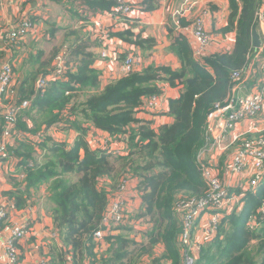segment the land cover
Instances as JSON below:
<instances>
[{
	"label": "trees",
	"instance_id": "1",
	"mask_svg": "<svg viewBox=\"0 0 264 264\" xmlns=\"http://www.w3.org/2000/svg\"><path fill=\"white\" fill-rule=\"evenodd\" d=\"M226 1L228 17L222 32H234L233 47L229 51L206 55L200 59L202 64L193 58L190 44L180 37L172 43V50L179 60L177 69L151 65L117 79H104L92 68L94 59L88 51L90 46L87 39V43L83 44H80L81 40L75 41L69 47L68 55L65 52L63 81L49 82L42 97L35 87L36 82L40 77L49 75L54 64L40 62L39 67L35 68L36 64L31 63L30 70L23 74L27 85L33 87L29 92H22L25 87L20 82L18 98L31 100V106L19 116L17 129L29 132L25 122L27 116L33 120L34 115L39 113L36 120H40L45 112L52 115L47 119L42 117L44 125L42 130H38L43 133V142L39 141L38 148L44 150L50 160L43 168L30 166L33 162H27V168L21 170L27 173L29 185L56 179L49 197L54 203L51 223L62 243L71 247L76 264L91 260L90 251L100 245L92 237L100 225L108 199L105 191L97 189L100 178H106L113 184L119 177L127 175L129 179L137 181L145 210L139 217H147L151 224L150 230L144 229L142 234L151 240L150 248L171 241L173 251H176L173 244L176 233L168 238L165 235L168 233L166 226L172 225L174 230L179 228V220L174 218L175 213L171 211L173 205L177 206L181 200L188 202L201 197L207 189L199 175L195 158L203 143L206 116L215 104L222 103L227 96L231 73L242 69L246 65L247 55L254 53L252 28L255 26L257 1ZM156 4V0H142L141 5L133 7L151 12L157 7ZM84 5L89 6L92 16L99 11H110L115 3L113 0H86ZM120 19L124 22L130 19L138 21L129 17ZM190 24L182 17L177 18V26L181 29ZM116 30L119 31L117 27ZM120 36L129 37L131 41L127 42L141 48L144 44L146 49L153 46L151 39L132 38V35L124 33ZM40 56L41 53L37 59ZM34 75L37 76L33 78ZM159 83L176 89L177 96L168 99L167 114L172 122L154 129L150 122L138 119L137 114L144 111L145 99L152 95H163ZM56 109L59 113L54 115ZM68 129L78 134L72 147L53 141L51 133ZM93 130L108 137L105 148L90 146L86 132L88 134ZM46 133L50 138L44 137ZM117 134H120L117 142L109 140V137L115 138ZM30 142H35L34 138ZM120 144L124 151L115 154L112 149ZM32 148L33 145L28 147L24 143H15L10 151L21 165L22 156H26L21 150ZM64 175H74L75 178L72 181L69 177L62 178ZM112 189H116V186ZM19 192L15 189L9 195L15 198L17 207L22 208L24 199L19 204ZM260 198L261 203L264 194ZM256 203L257 200H253L251 210L245 199V205L238 215H227V219L233 223L230 237L220 235V226L225 217L220 219L216 236L211 239L218 244L217 251L220 253L213 252L215 245H211L194 264H264V227L255 230L244 227L247 217L254 214ZM130 253L119 257V264H129ZM88 264H92L91 261ZM174 264H178L177 258Z\"/></svg>",
	"mask_w": 264,
	"mask_h": 264
},
{
	"label": "built area",
	"instance_id": "2",
	"mask_svg": "<svg viewBox=\"0 0 264 264\" xmlns=\"http://www.w3.org/2000/svg\"><path fill=\"white\" fill-rule=\"evenodd\" d=\"M115 5L111 8L107 16L119 20L120 17H129L140 20L135 15V9L131 0H113ZM258 3L255 14V25L264 36V0H256ZM197 2V0H196ZM182 6L174 13L177 17H186L197 6L194 2L184 0ZM4 9V2L0 0V14ZM15 18L13 25H6L0 31V175L4 172L6 164L9 162L7 150L15 145V141L20 137L16 132L19 116L31 106V100L18 98V93L14 90V66L13 53L17 51L21 43L30 34L38 32L37 22L32 19L30 11L25 10ZM120 21H123L120 19ZM98 25L94 20V27ZM205 19L201 16L195 17L189 26L182 28L184 37L192 47V56L197 63L202 64L209 47L211 37L205 32ZM119 31L125 29L122 24H117ZM183 38V37H182ZM108 39V34L104 33L100 40L104 43ZM185 40V39H184ZM187 42V41H186ZM264 55V47L260 49L253 59L249 55L242 69L233 71L230 75V90L222 101L213 106L205 119V129L203 143L196 153V163L199 165V175L205 183L207 189L201 197L194 198L188 202L177 204L176 208L188 215L183 233L184 239L188 238L190 225L195 224L209 211L219 209L223 204L228 203L235 196L231 191L234 189L249 190L253 193L264 192V126L262 121L259 125L255 122L250 123L249 119L254 117H264V58L258 64L261 73L258 89L255 93L244 92L243 82L246 76L253 75L255 72L254 61L259 60L258 56ZM139 65V59L135 54H126L120 70L123 74L135 71ZM252 67L254 70H252ZM64 60L57 58L51 73L46 77H40L35 87L39 90L40 97L43 96L48 83L63 81ZM113 79V77H108ZM161 98L157 95L150 96L144 105V110L157 111L160 106ZM257 135L256 137H249ZM103 137V136H102ZM36 138V137H35ZM228 139L231 143H240L227 156L228 166L222 179H217L206 167L202 165L209 159L211 154L223 152L224 144ZM121 144L115 147V154L123 152ZM227 165V164H226ZM123 181L114 195L107 199V205L102 216L99 227L93 232L92 237L95 243H99L103 237L108 235L111 230L121 227L126 217L127 194L130 191V183ZM10 201L4 197L0 191V264H52L49 257L45 255H34L23 257L20 255L19 248L28 239L36 236L35 226L42 224L37 219L30 218L31 214H15L16 209ZM260 219L264 218V200L261 207L257 210ZM212 225L205 227L203 236L213 238L218 224L217 216H213ZM196 221V222H194ZM38 222V223H37ZM250 229L259 226V223L252 222ZM41 231L50 236L52 240L57 235L54 232H45V227H40ZM44 237V238H45ZM32 238V239H33ZM57 243L58 252L63 254V264H72L71 254L65 249V245L59 240ZM192 258H185L182 264H194Z\"/></svg>",
	"mask_w": 264,
	"mask_h": 264
},
{
	"label": "rangeland",
	"instance_id": "3",
	"mask_svg": "<svg viewBox=\"0 0 264 264\" xmlns=\"http://www.w3.org/2000/svg\"><path fill=\"white\" fill-rule=\"evenodd\" d=\"M56 1L55 4L56 6H52L51 8V15H42L41 12L40 14H37V16H39L40 19V23L41 21H47L49 19V21L51 23H53L52 25H45V24H40L37 22L38 24V32H36L35 34H30L27 38H25L21 43H19L18 47H20L21 51L24 52V56L19 59L18 63H20L21 61H25L23 63H35L38 64L39 60L40 62L43 61V63H48L50 62V64H55L57 62V58L63 59L65 58L64 54L67 51H70V46L73 45V43H75V41L77 40H81L80 44L83 43H87V37L86 35L88 34V26H89V17H90V8L89 6L84 5V2L86 0H54ZM166 2H168V0H165ZM188 2H194L196 4H199L200 1L197 0H187ZM202 1V0H201ZM75 2V3H74ZM88 7V8H87ZM170 8L172 7V5L170 4L169 6ZM202 8V6H200L199 4V8ZM37 9V8H36ZM195 19V17H193L191 19V22ZM122 24H124V26L126 27V29H131L132 27H134L132 24L137 23L136 25H142L143 26V22L141 21H132V19L129 20V22H124V21H120ZM208 25H206L205 23V32L207 33V35H209L211 37L210 39V43H214V36L215 34L212 33L213 29H209V27L207 28ZM137 28V26L135 27ZM120 30V28H117ZM257 31L259 33L260 36H262V33L260 32V30L257 28ZM183 40V39H182ZM23 43H25V45H27V50L26 49H22L23 48ZM78 44V45H80ZM30 52H32L30 54ZM40 52L42 54V56L39 57V59H37V53ZM208 51H206L205 55H210L213 53H208ZM68 55V54H67ZM69 58V56H67ZM264 58V55H259L258 59L259 60H255L254 61V65H255V72L253 75H249L246 76L244 79V82L242 84L244 92H252L255 93L258 89V85H259V81H260V77H261V73L258 70V64L261 62L260 60H262ZM69 60V59H68ZM39 67V66H38ZM37 68V67H35ZM17 69L19 70V72H23L21 71V66L17 65ZM47 69V68H46ZM46 71V70H45ZM42 73V72H41ZM15 72H14V90L17 92V88L18 85L20 84V82L16 79ZM37 75H34L33 78H35ZM253 86H256L255 89H253ZM25 88H22V92H29L31 90L32 86H24ZM50 88V86H49ZM48 88V89H49ZM18 91H20L18 89ZM164 98V96H163ZM166 100V98H164ZM28 111V110H26ZM34 113L36 114V112L34 111ZM56 113H59L58 109L54 110V115H56ZM37 115H40L39 113H37L36 115H34L35 119L31 116H27L25 118V122L27 123L26 129H29L27 131H23L20 129H17L16 126V132L19 133L20 137L18 138V140L15 141V143H24L26 146L30 147V145H33L32 150L29 149H22L21 153H26V156H22V164L19 165V163L17 162L18 160H16L14 154L10 151L13 149V145L10 146L7 150V157H9L10 159H8L9 162H13L16 165V168L14 169L13 165H10L7 163L6 164V171H9V167L12 168L13 172H17V175L20 176L18 178V181L14 183V186L17 184L19 185V187H17L18 189H21V191L18 193V196L20 197V202L19 204L22 202V199L24 196H27V198L30 200V203L27 202L25 203L26 207L24 208V212L22 213H28L31 214V211L35 212L38 215L41 216H46V217H51L52 214V210L54 208V203L52 201L49 200V197H51L52 195V187L54 186V181H56V179L52 178L50 179L48 182L46 183H34L32 185H29V183L27 182V178H26V172L25 170L22 171V168H27L26 164L27 162H33V164H29L30 166L33 165V167L38 166V167H44L46 165V163L50 160V156L44 152V150L38 148L39 145V141H41L43 139V133H39L38 130H42L44 123H42V117H46L50 118L51 115H48V112H45L41 117L40 120H36ZM20 118V117H19ZM19 118L17 121V125L19 122ZM259 121H262V126H264V117H254V118H250L249 122L253 123L255 122L256 124H260ZM91 131L88 132V134H90ZM62 132H57V134L61 135ZM53 133H51L52 135ZM86 132V135H88ZM33 135V136H32ZM59 135H53V141H60L63 140L64 137H61ZM257 135H250L249 137H256ZM264 136V134L262 135ZM28 137V138H26ZM38 139L36 141V138ZM44 137H49L50 135L49 133H46L44 135ZM92 136L90 135L87 136V140H89V142L91 143L90 146L93 147H103L105 148V144H106V139H108L107 136H103V137H98V139H100V141L97 142H92L90 140ZM115 138L113 137H109V140H113V142H117L120 139V134L114 135ZM34 138L35 142H30V140ZM231 139H228L226 141V143L224 144V148H223V152H221L220 154H211L209 156V159L206 162H203L202 165L204 167H206L208 169L209 172H211L217 179H222V175L225 174L226 167L228 166V161L226 160V156L235 148L237 147L240 143V141L237 140V142H233L231 143ZM43 142V141H41ZM40 142V143H41ZM67 142V141H66ZM61 143V142H60ZM70 144V142H67V144ZM49 144V143H48ZM66 144V143H65ZM115 145L113 147L112 150H115ZM46 156V157H45ZM32 160V161H30ZM227 164V165H226ZM28 170V169H26ZM12 172V174H10L11 176L8 177V175L6 174L7 178L9 179V182L11 183L12 180H15L17 178L13 177L14 173ZM122 176L119 177L118 180L111 184V181L106 179V178H100L97 182V189L100 191H105L106 195L108 196V198H110L112 195H114L116 193V191L118 190L119 185L123 182V181H128L125 183H130V191L131 193L135 192L140 198H141V192L139 190V185L137 181H134L136 183V186H134L132 184L131 179H129L128 177ZM64 177H69L70 180H74L75 176L71 175V176H62V178ZM126 177V178H125ZM30 177H28L29 179ZM57 181H59V179H57ZM113 186H116V189H112ZM129 191V193H130ZM232 194L235 196V199H232L231 201H229L228 203L223 204L219 209H216L214 211H209L206 214H204V216L200 219V221H194L196 222L195 224L190 225V230L188 231V238L184 239L183 237V233H184V229H185V223L184 221L187 222L188 215H185V213L183 211H179L177 210L175 204L173 205L172 208V212L175 213L174 218H177L179 220V228H177V230H174V226L170 225V226H166L167 227V231L168 233H166V237H173L174 233H176V237L174 238L173 244L176 248V251H173V247H172V242L169 241L167 244H157L154 245L152 248H150V242L151 240L148 237H145L144 234H142V231L146 228V230L148 229V227H151V224L148 223V218L143 216V217H139V215L145 212L143 205L141 204L140 208L139 205L137 206L136 209L131 208V210L129 209V205H128V195L127 194V203H126V217H125V221L123 223V225L121 227H119L118 229H113L110 231V233L112 232V234L116 233L115 236L113 238L110 239V241L107 243L106 249L109 251L110 257L113 259V263L112 264H119L120 260L119 257H121L122 255H127V253H129L131 251V260L129 264H174L176 258L178 260V264H180L181 261H184L185 258H192L193 261L198 260L199 258H201L204 254V250L206 248L211 247V245H215L213 252L216 253H220L217 251L218 249V244H214L213 241H211L212 238H207L203 236V228L205 227H209L212 225V221L214 220L213 216H217L216 220H217V224L219 225V220L225 217V221L221 224L220 228H221V232L220 235L224 238V237H230L232 235L233 232V223L232 221H230L229 219H227V215L230 214H236L237 212L234 211L235 208L237 206L241 207L245 204V201L243 202L244 198L246 199V203L247 205H249V207L251 208V203L253 202V200H257L258 203H256L255 206V210L259 209L261 207V203H260V195H263L264 193H253L249 190H240V189H234L233 191H231ZM242 198H239V197ZM133 198V197H131ZM130 198V203H131V199ZM249 201H251V203H249ZM181 201L178 202L181 203ZM244 204H243V203ZM251 210H253L251 208ZM179 211V213H178ZM33 216V214H31ZM260 221L261 225L260 227H264V218L262 217L260 219V217L255 214L250 215L249 217H247L246 221H245V228H249L250 225H253L252 222H257ZM164 227V226H163ZM162 227V230H163ZM126 228H129L128 231L124 230ZM115 230H121L122 232H114ZM50 231V230H49ZM51 233V232H50ZM108 233V234H110ZM217 233V231H216ZM55 235H57L56 239L61 240V238L59 237V234L54 232ZM163 234V232H162ZM216 236V234L214 235ZM33 238V237H32ZM31 238V239H32ZM104 237L102 238L101 241H103ZM100 241V242H101ZM251 244V243H250ZM221 247V246H219ZM182 264V262H181Z\"/></svg>",
	"mask_w": 264,
	"mask_h": 264
},
{
	"label": "crops",
	"instance_id": "4",
	"mask_svg": "<svg viewBox=\"0 0 264 264\" xmlns=\"http://www.w3.org/2000/svg\"><path fill=\"white\" fill-rule=\"evenodd\" d=\"M200 1L199 4L202 6V8H199V4L194 8V10L191 12V14H188L186 17H182V19L186 20L187 22H191V19L193 17L201 16L205 19V23L207 28L209 27L210 31L213 29L212 33L215 34L214 36V44L209 47L208 53H217V52H225L229 51L233 47V41H234V32H229L224 34L222 32V29L226 26L227 17H228V3L226 0H198ZM4 2V9L2 13L0 14V31L5 27L6 25H13L16 22L15 18L17 15H20L23 11L28 10L30 11L32 15V19L40 24L45 25H52L49 21H41L39 16L37 14L42 15H51V8L52 6H56L54 0H3ZM131 2L138 7V5H141L142 0H131ZM157 7L154 11L146 12V11H135V16L138 17L143 22L142 25H136L137 23H133L131 29H127L125 31H117L116 26L117 24H122L119 20L109 18L107 14H109L110 11H99V13H96L94 15L89 17V26H88V34L86 35L87 39L89 40V50L91 54L93 55V65L92 68L102 75L104 79H109L108 77H113V79L120 78L121 76H125L120 70V65L125 57L126 54H135L139 59V65L135 72L141 71L151 65L154 66H166L170 67L171 69H177L179 67V60L176 57L175 52L172 50L173 46L172 43L174 40H177V38H182L184 41L189 42L185 37L184 34L177 26V16L174 15V13L182 6V2L180 0H168L166 2L165 0H156ZM170 4L172 7L170 8ZM213 7L215 8L213 10ZM37 8V9H36ZM213 10V11H212ZM94 20H97L98 25L94 27ZM124 25V24H122ZM38 26V24H37ZM137 26V28H135ZM126 29V27H125ZM104 33L108 34V39L104 43L100 38ZM119 33V34H118ZM130 34L134 38L135 36H139L140 39H151L153 41V46L150 49H146V44H144L141 47L133 45L132 43L127 42V40H130L129 37H121L120 34ZM223 33V34H222ZM260 40V47L258 50L254 51V56L260 52V49L264 47V36L259 35ZM131 41V40H130ZM28 45V44H27ZM27 45L23 43V50H27ZM32 52H30L31 54ZM40 54V52L37 53V57ZM253 55L250 57L252 58ZM24 56V52L21 51L20 47L17 48V51H14L13 53V66H14V72L16 76V79L19 82H22L23 86H26L28 84L27 81L24 80L23 74L25 72H28L30 70V64L29 63H23L25 61H21L18 63L19 59H21ZM39 59V58H38ZM254 59V57H253ZM39 63L35 65V67H38L40 65ZM43 62V61H42ZM17 65L21 66V71L17 69ZM252 70L254 68L252 67ZM158 87L161 88L163 91V95L160 97V106L157 111H140L137 114L138 119L148 121L150 122L154 129H156L159 125L163 124H170L172 122V118L167 114L168 112V99L175 98L177 96V90L170 88L166 83H159ZM256 86H253V89H255ZM252 93V92H251ZM166 98V100L163 98ZM62 132L61 135L57 134V132ZM59 135L61 137H64L63 140H60L58 142L61 143H68V147H72L76 141L77 132L73 131L71 129L68 130H57L53 132L51 137L53 135ZM92 136L90 140L92 142L100 141L98 139L99 136H102V133H97L94 130L88 134ZM33 136V135H32ZM53 139V138H52ZM67 141V142H66ZM57 142V141H56ZM121 145V144H120ZM119 145V146H120ZM9 166L13 165L14 169L16 168L15 163L8 162ZM7 167L5 166L4 172L0 175V191L4 194V197L8 199L11 203V205L16 209L15 214H21L24 215V208L26 207L25 203L29 202L30 200L27 198V196H24V207L18 208L15 198L9 195V193L13 192L15 189H18L19 185H15L14 183L18 181V178L20 176L16 175L17 172H13L12 168L9 167V171H6ZM14 173L13 177L17 178L15 180H12V182H9V179L7 178L6 174L11 176L10 174ZM132 181V184L136 186V183ZM22 189V188H21ZM21 189H18L21 191ZM8 193V194H7ZM133 197V198H131ZM129 201V209L131 208L136 209L140 208L142 201L141 198L135 193H129L128 195ZM130 198L131 203H130ZM245 199L243 200V202ZM242 202V203H243ZM244 204V203H243ZM10 205V206H11ZM31 205V203H30ZM245 205V204H244ZM243 205V206H244ZM32 206V205H31ZM243 206L239 207L237 206L234 211H236V214H239L242 211ZM33 207V206H32ZM30 218L37 219L42 224L38 223V225L35 226L36 228V236L33 239H28L26 242L23 243V245L19 248L20 255L23 257H28L32 254V251L34 250V255H45L49 257L52 264H63L62 258L63 254L58 252L57 250V243L60 241L52 240L49 237H45L46 234L41 231L40 227H45V232H54L52 223H51V217L41 216L36 214L35 212L31 211ZM151 227H148V231ZM50 230V231H49ZM146 231V228H145ZM147 231V232H148ZM117 232V231H114ZM116 233L112 234V232L108 235H106L103 239V241L99 242L100 245L98 248H96L92 251H90V258L91 260H86L85 264H88L90 261L92 264H112L113 259L110 257L111 254H109V251L106 249L107 243L110 241L111 238L115 236ZM45 237V238H44ZM62 242V241H61ZM65 245V249L71 254L72 258V264H76V259L74 262L73 254L71 247ZM100 257V258H99Z\"/></svg>",
	"mask_w": 264,
	"mask_h": 264
},
{
	"label": "water",
	"instance_id": "5",
	"mask_svg": "<svg viewBox=\"0 0 264 264\" xmlns=\"http://www.w3.org/2000/svg\"><path fill=\"white\" fill-rule=\"evenodd\" d=\"M260 46L259 36L256 31V25L252 28V48L257 50Z\"/></svg>",
	"mask_w": 264,
	"mask_h": 264
},
{
	"label": "clouds",
	"instance_id": "6",
	"mask_svg": "<svg viewBox=\"0 0 264 264\" xmlns=\"http://www.w3.org/2000/svg\"><path fill=\"white\" fill-rule=\"evenodd\" d=\"M111 10V9H110ZM256 31H257V26H256ZM257 34H258V36H259V33H258V31H257ZM260 41V40H259ZM260 47V46H259ZM259 49V48H258ZM257 49V50H258ZM254 51H256L255 49H254ZM254 54V53H253ZM249 56H250V54H249ZM254 56V55H253ZM251 57V56H250ZM246 66H247V63H246ZM43 77H46V76H43ZM49 85V84H48ZM47 91V88H46V90H45V92ZM157 96H159V95H157ZM159 97H161V96H159ZM149 98V97H148ZM147 98V99H148ZM147 99H145L144 100V105H145V102H146V100ZM144 111H146V110H144ZM257 193H261L260 191H258ZM239 198H242L241 196L239 197ZM257 210L258 209H256V211H255V214H257ZM258 215V214H257ZM259 216V215H258ZM260 217V216H259ZM257 223H259V226L258 227H256V228H253V229H251V230H255V229H258L259 227H260V225H261V222L260 221H257ZM218 228V227H217ZM249 229H250V227H249ZM217 231V230H216ZM216 234V233H215Z\"/></svg>",
	"mask_w": 264,
	"mask_h": 264
}]
</instances>
